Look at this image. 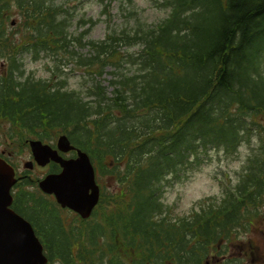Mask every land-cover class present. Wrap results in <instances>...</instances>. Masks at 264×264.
I'll use <instances>...</instances> for the list:
<instances>
[{
    "label": "trees",
    "instance_id": "1",
    "mask_svg": "<svg viewBox=\"0 0 264 264\" xmlns=\"http://www.w3.org/2000/svg\"><path fill=\"white\" fill-rule=\"evenodd\" d=\"M10 4L25 30L17 44L6 29ZM64 4L0 0V58L8 67L0 74V116L28 137L65 133L89 155L97 179L115 177L119 190L109 195L101 185L86 220L24 193L49 263L200 264V235L210 237L216 223L201 230L200 212L171 221L161 194L207 150L234 151L243 142L240 131L252 154L219 206L222 214L230 211L220 232L239 227L240 236L255 217L264 219V0H170L159 23L97 42L69 36ZM134 38L142 47L139 73L109 81L117 85L109 97L105 65L119 61L120 48ZM70 45L88 46L92 55L73 58ZM46 51L82 72L79 91H61L53 78H13L21 75V54Z\"/></svg>",
    "mask_w": 264,
    "mask_h": 264
},
{
    "label": "rangeland",
    "instance_id": "2",
    "mask_svg": "<svg viewBox=\"0 0 264 264\" xmlns=\"http://www.w3.org/2000/svg\"><path fill=\"white\" fill-rule=\"evenodd\" d=\"M167 1L170 0H53L56 5L65 2L63 9L66 7L70 9L67 15L69 36L83 35L82 41L91 40L95 42L103 40L112 32H125L133 36L137 30L150 28L159 23L170 12L169 7L165 5ZM8 14L9 24L6 29L15 32L10 37L17 44L22 41L25 30L19 26L21 24L20 14L14 4L9 5ZM58 17L59 19L63 17L61 12ZM141 48L140 40L134 38L120 48L119 61L115 64L105 65L102 83L105 86L107 96L111 97L117 87L109 81L116 80L121 73L124 76H129L132 71H136L138 66L135 63V57ZM68 50L72 53L73 58L92 55L88 46L70 45ZM27 54L21 56V75H16L19 80L26 79L35 83L37 80L46 82L53 78L56 82H62L61 91L68 90L71 92L80 89L83 75L81 71L75 69L74 64H68L62 68L57 63L56 54L52 57L49 51L39 54L36 58H30L29 52ZM129 55L134 56L132 62L126 59V56ZM6 68L7 59L0 58V74ZM52 88L54 89V87ZM259 122L264 128V117ZM19 130V127L13 123L0 120V150L3 149L6 155L12 156L17 164L27 160V156H29V150L26 148L25 151L23 150L24 141L18 140L20 136L25 139L29 137L20 134ZM239 133L243 142L234 151L225 152L216 148L207 150L205 152L207 154L201 156L202 160L198 166L187 168L183 176L167 185L161 194V202L164 204V209L166 206L168 207L171 221L176 220V217L189 216L192 212H200L202 207L219 206L225 195L226 186L230 188L239 182L244 165L252 154L250 143L246 142L247 140L241 131ZM58 135L59 133H52L53 138L49 141L55 142ZM97 181L100 186H105L109 195H113V190L114 192L119 190L115 177H103ZM232 230L234 232H229L226 240L219 239L224 247L216 248L207 262L209 264H222L216 261V258L222 254L224 259L227 256L236 255L242 257L247 264H264V219L255 217L248 228V232L242 233L240 236L239 227H233ZM252 247L255 249L252 250ZM251 255L252 258L247 259Z\"/></svg>",
    "mask_w": 264,
    "mask_h": 264
},
{
    "label": "water",
    "instance_id": "3",
    "mask_svg": "<svg viewBox=\"0 0 264 264\" xmlns=\"http://www.w3.org/2000/svg\"><path fill=\"white\" fill-rule=\"evenodd\" d=\"M58 145L63 150L68 149L65 138H60ZM31 147L37 162L49 153L39 142H32ZM50 157L61 163L63 171L45 178L39 184L41 189L54 193L62 207H69L87 217L98 199V188L87 156L78 151L76 160ZM12 177V171L0 161V264H45L46 259L31 226L8 208L11 202L9 188L14 182Z\"/></svg>",
    "mask_w": 264,
    "mask_h": 264
},
{
    "label": "flooded vegetation",
    "instance_id": "4",
    "mask_svg": "<svg viewBox=\"0 0 264 264\" xmlns=\"http://www.w3.org/2000/svg\"><path fill=\"white\" fill-rule=\"evenodd\" d=\"M0 157L3 158L6 162L10 163L11 161L9 160V155H6L5 154V151L2 149L0 150ZM28 159L30 161H33L32 157H28ZM49 168V170H48ZM47 171V172H46ZM57 171V165L54 164L53 162H49L47 165L45 166H36V165H33L32 168L28 171H24L22 173H20L19 175L17 176H26L27 178L25 180H28L29 182H35L39 179L40 176H43V173L46 172V173H49V172H56ZM13 208L15 209V211L20 214V215H23L25 214V209L23 207V205H21V202H19V204H14L13 205ZM207 246L206 244L204 243V253H205V256H206V261H205V264H207L209 258L207 257V250H206ZM217 262H220L221 260H216ZM236 261V259H234V262Z\"/></svg>",
    "mask_w": 264,
    "mask_h": 264
}]
</instances>
